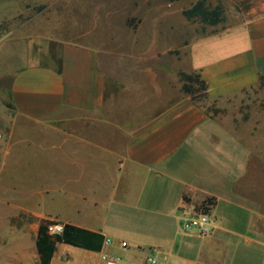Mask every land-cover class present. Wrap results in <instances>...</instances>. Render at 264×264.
Here are the masks:
<instances>
[{"label":"crops","instance_id":"crops-1","mask_svg":"<svg viewBox=\"0 0 264 264\" xmlns=\"http://www.w3.org/2000/svg\"><path fill=\"white\" fill-rule=\"evenodd\" d=\"M190 55L207 92L174 114L170 103L157 112L153 90L108 75L87 48L37 52L0 74V155L20 168L14 220L33 232L0 264H42L43 223L113 240L99 252L59 243L50 264H107L105 254L115 264H264V208L235 190L247 161L233 120L245 91L264 82V15L204 37ZM203 205L207 235L185 226Z\"/></svg>","mask_w":264,"mask_h":264},{"label":"rangeland","instance_id":"rangeland-1","mask_svg":"<svg viewBox=\"0 0 264 264\" xmlns=\"http://www.w3.org/2000/svg\"><path fill=\"white\" fill-rule=\"evenodd\" d=\"M197 1L0 0V74L22 68L26 58L37 52L49 59L66 47L87 48L108 75L122 74L130 90H153L157 112L170 103L174 114L193 98L182 91L180 79L181 72L194 73L191 45L218 30L264 15V0H209L212 6H223L226 19L218 26H208L183 15ZM129 97L139 100L142 95H125ZM235 106L233 120L241 127L237 137L244 143L247 161V172L235 190L264 208V82L246 90ZM2 125L0 118V130ZM30 138L35 143L39 139L36 135ZM106 140L113 148L126 143L111 137ZM0 145H5L4 140ZM9 166H3L0 155V261L10 260L33 233L14 220L20 185L10 179L18 181L20 168ZM228 210L240 213L237 208Z\"/></svg>","mask_w":264,"mask_h":264},{"label":"trees","instance_id":"trees-1","mask_svg":"<svg viewBox=\"0 0 264 264\" xmlns=\"http://www.w3.org/2000/svg\"><path fill=\"white\" fill-rule=\"evenodd\" d=\"M175 1V0H171ZM45 7H40L42 11ZM183 15L187 20H199L204 25L218 26L225 21V13L222 5L212 6L209 0H198L189 9L183 11ZM182 82V91L193 98L205 96L207 92L206 82L197 72L187 74L180 73ZM212 204L213 200L207 201ZM204 210V205L197 208V211ZM50 223L40 225L37 248L41 257L42 264H50L56 250L57 244L64 243L71 246L83 248L90 251H101L104 245L105 237L96 232H92L77 226L66 224L62 235H50L47 226Z\"/></svg>","mask_w":264,"mask_h":264},{"label":"built area","instance_id":"built-area-1","mask_svg":"<svg viewBox=\"0 0 264 264\" xmlns=\"http://www.w3.org/2000/svg\"><path fill=\"white\" fill-rule=\"evenodd\" d=\"M2 135L0 134V138ZM211 205V204H210ZM210 222V216L208 213H206L204 210L200 211L197 215L196 219H193L189 224H186L185 226L187 228L195 227L199 230V232L202 235H207L211 232V229H208L206 225H208ZM48 233L50 235L56 236V235H62L64 232V225L61 223H50L48 226ZM113 245V240L110 238H106L104 241V247L109 248ZM123 247H126V243H122ZM103 259L107 262V264H115V258L105 254L103 256ZM147 264H157V260L154 256H150L147 260Z\"/></svg>","mask_w":264,"mask_h":264}]
</instances>
